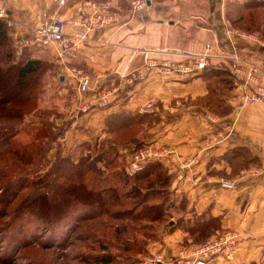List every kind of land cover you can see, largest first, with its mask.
Here are the masks:
<instances>
[{"label":"crops","instance_id":"crops-1","mask_svg":"<svg viewBox=\"0 0 264 264\" xmlns=\"http://www.w3.org/2000/svg\"><path fill=\"white\" fill-rule=\"evenodd\" d=\"M77 1L0 0V3L7 7L11 23L18 20L11 28L12 37L17 45H25L43 13H57L69 21L77 15ZM112 1L117 16L110 23L90 30L69 57L60 56L61 49L56 43L29 45L35 49L34 54L53 61L62 81H72L70 67L95 75L88 90H77L81 100L71 115L63 143L69 146L96 142L106 136V118L112 112L158 115L147 128L152 143L172 144L177 150L175 155L159 159L176 197L170 214L173 226L162 235L166 245L161 253L174 255L181 248L190 252L202 242L183 224L175 223L178 219L193 221L211 215L219 223L211 235L232 228L240 232L241 239L231 258L217 255L208 264H261L264 102L241 104L238 88L234 86L230 93L217 95L228 108H212L207 103L211 93L204 77L162 73L156 68L146 71L142 64L145 48L160 49V56L185 57L204 52L206 44L211 43L213 62L236 52L259 63L264 71V39L257 31L248 32L228 18L227 3L234 0H150L136 12L130 10V0ZM65 28L70 31L72 25L68 22ZM141 69L143 76L130 75L132 70ZM106 89L108 99L101 102L98 95ZM86 102L91 103L89 108L83 107ZM117 146L128 156L134 144ZM186 159L193 162L183 165ZM220 176L234 179L235 186L222 187ZM154 248L159 249L160 244Z\"/></svg>","mask_w":264,"mask_h":264},{"label":"rangeland","instance_id":"rangeland-1","mask_svg":"<svg viewBox=\"0 0 264 264\" xmlns=\"http://www.w3.org/2000/svg\"><path fill=\"white\" fill-rule=\"evenodd\" d=\"M251 11H254L253 15L257 12L264 15V10H246L243 12V21L239 22L240 28L255 27L249 21ZM6 19L11 31L18 20L11 23L10 17ZM16 42L14 44L18 49L20 44ZM15 46L14 55L7 61L2 59L1 49L0 65L7 66L10 61H18ZM225 77L227 81L228 75ZM15 81L14 71L8 76L0 72V264H149L147 257L158 253L166 245L162 235L168 231L166 221L171 217V206L176 200L169 187L160 183V194H157L160 198L156 196L155 200L166 202L163 204L164 214L152 226L145 227L146 233L153 236L144 237L136 231L134 233L137 238L134 240L130 228L139 229L147 222L133 218L126 210L133 207L131 209H135L136 213L140 209V204H136L140 201L139 197L127 196L131 186L121 181L122 185H118L117 192L107 191L100 195L111 198L119 195L120 204L97 205V202H91L86 207L83 204L88 201L81 195L75 198L77 192L73 189L65 197L67 192H64V187L68 184H65L64 178L57 176L59 171H72L73 162L80 156L92 161L101 170L99 173L104 175L126 168L127 156L124 153L111 163L107 162L115 157L118 147L108 144L110 140L127 141L136 133L141 137L150 135L145 125L113 131L98 139V142L84 141L65 145L62 140L66 137L71 115L81 100L74 78L70 82L60 80L53 65L41 74L35 96L29 102L20 100L22 102L17 103L14 100H18L20 90L18 85L13 84ZM213 89V93L230 91L225 82L216 84ZM104 92L108 90L101 93ZM10 108L13 110L9 116L1 115L3 110ZM17 109L24 111V116L18 120L12 118ZM59 153H62V160L58 158ZM143 184L144 187L149 186ZM54 187L57 190L52 192ZM60 204L81 207L78 213L68 214L69 218L63 219L61 216L65 212L63 209L58 210V206L63 208L64 205ZM49 208L53 210L55 218H50L49 222L47 219L41 220L40 217H45V213L47 217ZM84 210L88 212L84 214L86 217L91 215V211L99 215L81 218L79 215ZM136 241L139 242L137 246ZM159 244L160 248L155 250L154 247ZM139 248L141 252H136ZM106 254L110 255L112 262L102 261V256Z\"/></svg>","mask_w":264,"mask_h":264},{"label":"trees","instance_id":"trees-1","mask_svg":"<svg viewBox=\"0 0 264 264\" xmlns=\"http://www.w3.org/2000/svg\"><path fill=\"white\" fill-rule=\"evenodd\" d=\"M264 0H243V1H228L227 3V15L228 18L233 22L236 23L239 26V22L243 21L244 19V13L248 9H254L256 10H264ZM244 12V13H243ZM251 11L249 21L254 25V28H251L250 26H247L245 29L251 30L255 29L259 32L260 36L264 39V15L259 14L257 12L256 14H252ZM239 14V15H237ZM6 18L0 17V51L2 49V59L3 60H10L12 58L13 54V46H15V40L12 37L7 24H6ZM13 39V40H12ZM13 44V45H12ZM16 47V46H15ZM35 49L29 47V45H23L22 50L18 54V61H10L7 66L0 65V72L5 74L6 76L10 75L12 71H14V76L16 81L13 83L15 85H18L20 92V95H18V100H14L16 103L17 101H27L29 102L33 96H35V89L38 86L40 76L41 74L47 69L51 68L54 63L48 58L38 56L34 54ZM17 52V47H16ZM198 76H202L206 79L208 87H209V93H211L207 98V103L210 107L216 108L219 110H226L228 108V104H225L221 101V99L217 96L218 93H213V88L216 86V84H220V82H225L228 89H230L229 92L224 93H230L231 89L234 88V84L232 81V76L230 73V70L227 66H218L215 64H210L204 69H202L201 72L194 74ZM228 75V80H224L226 78L225 76ZM218 77L220 78L219 80ZM32 78V80H31ZM216 80V81H214ZM214 82H217L214 84ZM229 83V85H228ZM214 85V86H213ZM213 86V87H212ZM22 100V101H20ZM12 104V103H10ZM22 109L21 107H19ZM13 108L3 110L2 116H9ZM16 112V111H15ZM24 116V111H20L17 109V112L15 115L12 116V118H16L17 120L22 118ZM158 119V115H155L153 112H127L124 110H121L119 112H112L108 114L106 118V131L108 132L107 135H110L113 131L125 129V128H136L139 125H145L146 132L148 126H150L154 120ZM135 130V129H132ZM148 133V132H147ZM150 134V133H148ZM150 135H143L142 137L136 133V135H133L132 138H130L127 141L123 142H116L115 140H110L109 146H114L122 143L132 142L134 144V147L132 149L136 150L139 147L146 145V144H153L151 141ZM97 140L96 142H98ZM33 144V142H31ZM98 144V143H97ZM122 156V152L117 147V150L115 151V157H111L108 163H111L116 158H119V156ZM59 159L62 160V153H59L58 155ZM120 165V163H119ZM118 165V166H119ZM74 169L72 171H59V174L57 175L59 178H64L65 184H68L64 187V192L66 193L65 197H68L70 192H72V189L75 190L76 197L79 198L81 195L84 200H87L88 203H84L83 206L89 207L88 205H91V202H97V205L100 204H107L110 205V203L113 204H120V197L119 195L111 197L106 196H100L103 193H107V191L117 192L119 190L118 185H122L121 181H124L127 185L131 186V191L127 193V196H136L139 197L140 201L136 202V204H140V209L138 212H134L135 209H126L129 214H132L131 216L133 218H140L144 220V222H147L139 229L131 227V232L133 235V238H137L136 234L134 232L137 231V233L141 234V236L144 237H151L152 234L149 235L146 233L145 227L152 226L154 221H159L160 217L164 214V207L165 205L163 200H155V197L160 194V183L164 184L165 186H168L169 176L168 173L163 166V163L159 160H152L149 161L144 168H142L139 171L130 173L127 168H119L121 170L113 171L111 174H102L99 173L101 170L96 165H93V162L85 158L84 156H80L77 161L73 162ZM127 170V171H126ZM66 171V172H64ZM95 173V175H94ZM109 183L107 184L106 182ZM143 183H147V187H144ZM123 186H125L123 184ZM61 187V186H60ZM70 187V188H69ZM123 188V187H121ZM143 189V190H142ZM57 190L56 187H54L52 192H55ZM158 190V191H156ZM171 190V189H170ZM125 194V193H124ZM126 195V194H125ZM95 196L97 198H95ZM89 197V198H88ZM92 197V198H91ZM154 198V199H153ZM58 206V210L62 209L64 210L65 214L61 217L63 219H68V214L78 213L81 206H70L66 204H60ZM68 207H71L73 209H69ZM77 207V208H76ZM55 208V207H54ZM76 208V209H75ZM168 208V207H167ZM57 210V208H55ZM49 208L48 214L46 217H40L41 220L47 219L49 222L52 218L54 219L56 216L53 212V210ZM78 211V212H77ZM81 215H79L81 218H94V216H98L99 213L93 214L89 213L91 215H88L89 217L84 216V214L88 213L86 210ZM96 212V211H95ZM104 212V211H102ZM107 212V210H105ZM135 213V214H134ZM93 214V215H92ZM67 217V218H66ZM183 224L187 229L191 231L193 236L198 239L202 240L204 237L209 236L212 234V232L215 231V229L218 228V218L211 216V215H203L199 218H195L193 221H183L182 219H178L175 223ZM166 224L168 228L170 229L173 224H171V218L167 219ZM172 225V226H171ZM129 228V227H128ZM222 231V230H221ZM154 234V232H153ZM138 241L135 242L136 246ZM147 243V242H146ZM145 243V246H146ZM135 248V247H134ZM136 252H141L140 248L135 250ZM102 261L104 262H112V258H110L109 254L102 256Z\"/></svg>","mask_w":264,"mask_h":264},{"label":"built area","instance_id":"built-area-1","mask_svg":"<svg viewBox=\"0 0 264 264\" xmlns=\"http://www.w3.org/2000/svg\"><path fill=\"white\" fill-rule=\"evenodd\" d=\"M150 0H130V10L136 12L145 8ZM64 3V0H59ZM77 15L66 21L57 13H43L39 23L34 29L25 45L46 46L56 43L60 46V56L69 57L87 38L90 30L100 28L113 21L118 12L112 0H81L76 6ZM0 17L9 18V12L4 4L0 3ZM72 25L68 31L67 23ZM212 45L206 44V50L201 53L188 54L185 57H174L170 55L160 56V49H143L144 62L142 67L148 71L156 68L162 73H181L194 75L202 71L210 64L227 66L230 70L232 81L238 88V96L241 104L254 101L264 102V71L261 65L253 60L246 59L234 52L219 57V61L213 62L210 53ZM22 50L18 46L17 53ZM71 77L74 78L77 88L86 91L90 88L93 77L82 68L71 67ZM141 77L144 75L142 69L131 71L130 75ZM98 82L99 79L97 78ZM108 92L99 94V100L108 99ZM91 103L86 102L83 107L89 108ZM177 150L172 144H146L129 153L126 159V168L130 173L144 168L152 160H159L175 155ZM192 159L183 161V165H190ZM222 187L233 188L235 180L225 176L219 177ZM241 239L237 229L226 228L217 234L198 243L190 252L184 248L179 249L174 255L166 256L164 253H156L147 257L149 264H208L210 259L217 255H225L231 258ZM264 264V257L261 262Z\"/></svg>","mask_w":264,"mask_h":264},{"label":"water","instance_id":"water-1","mask_svg":"<svg viewBox=\"0 0 264 264\" xmlns=\"http://www.w3.org/2000/svg\"><path fill=\"white\" fill-rule=\"evenodd\" d=\"M171 222H173V220Z\"/></svg>","mask_w":264,"mask_h":264}]
</instances>
